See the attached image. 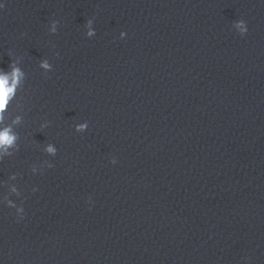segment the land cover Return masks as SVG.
Wrapping results in <instances>:
<instances>
[{"label": "clouds", "instance_id": "obj_1", "mask_svg": "<svg viewBox=\"0 0 264 264\" xmlns=\"http://www.w3.org/2000/svg\"><path fill=\"white\" fill-rule=\"evenodd\" d=\"M18 75V71L14 72V76ZM13 92L14 85H8V78L0 77V112H3V110L5 109L8 99L10 98ZM14 139L15 137L9 134L8 129H5L3 132H0V145H10Z\"/></svg>", "mask_w": 264, "mask_h": 264}]
</instances>
